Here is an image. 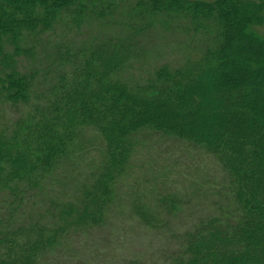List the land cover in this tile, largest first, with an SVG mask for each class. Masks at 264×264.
Here are the masks:
<instances>
[{"label": "trees", "instance_id": "1", "mask_svg": "<svg viewBox=\"0 0 264 264\" xmlns=\"http://www.w3.org/2000/svg\"><path fill=\"white\" fill-rule=\"evenodd\" d=\"M157 139L221 179L161 189ZM128 219L160 264H264V0H0V264H117Z\"/></svg>", "mask_w": 264, "mask_h": 264}, {"label": "rangeland", "instance_id": "2", "mask_svg": "<svg viewBox=\"0 0 264 264\" xmlns=\"http://www.w3.org/2000/svg\"><path fill=\"white\" fill-rule=\"evenodd\" d=\"M194 55L196 56L197 54L194 53ZM182 57L183 55L181 53L178 54L174 51V49H171L170 47H168V49L164 51V56L161 59H164V58L171 59L173 60V62H175L181 59ZM157 141L158 142L155 144V147L151 149V152L150 153L147 152L146 154H144V155H147V154L155 153L154 154L155 156L152 157L153 164H155V160L160 163L169 160L176 151H178L179 153V160L177 163H173L169 161V164H174L172 167H170V169L162 170L161 167L157 166L159 170H158L157 176L154 177L156 179L153 180V183L160 184L161 189H164L165 186H163V184H161L162 181L160 182L159 180H162L163 178H166L167 180H169V176L166 175L167 173L171 176V179L173 178V176H175V181L178 183L177 188L179 189V190H176V192H179V191L185 192L187 189H189L192 183L194 182V178H193L194 172L195 171L201 172L203 168H205V170L202 176H206V180L207 179L213 180V178H216V177L221 179V176L219 175V173L215 172L216 169L214 168L215 166L213 164L211 166H207L208 160H209L207 157L201 156L202 158L201 159L198 156L195 159L190 153L188 154V152L186 151V146H184L185 155L182 160V153L180 152V149L183 150L182 143L169 142L165 139H157ZM94 152L96 153L97 156H99L98 151H94ZM91 158H96L94 153H91ZM195 164H198V166L200 167H197ZM142 170L140 169V162L136 163L135 167L132 170L131 176H129L128 179L132 181L136 176H140V171ZM154 175H156V173L154 174L152 173L151 176L153 177ZM198 177L201 178V175H198ZM166 179H165V182H166ZM123 182L128 184L129 181L124 180ZM164 184H166L165 190H170L167 188H170L171 185L167 183H164ZM120 189H121L122 195H124L129 190V187L123 185V186H120ZM194 192L197 194H202V190H199V191L196 190ZM204 206L205 205H200V208H203ZM130 220L131 219H128L127 221H124V222H127V225L130 224L132 226H136L133 219L131 221ZM113 221L119 222L117 218H113ZM135 235L137 236L134 240H129L125 242L124 245H122L121 239L118 241L117 250L122 249V251L119 254H109L110 256H108L107 254H104L103 258L105 260L110 259L113 262L117 261V264H136L138 262H140L139 264H160L156 262L155 257H157V253L159 254V250L161 248L166 247L168 249V241L165 242L164 240L160 239L158 235H156V232H152L151 230H146V229L141 230L137 226H136ZM104 236L105 234H101V235L98 234L95 237V241L101 242V244L98 243L99 248H102L105 253L117 252L116 249L112 248L111 246L109 247V244L112 241H109V240L105 241ZM84 249L85 247L82 248V250Z\"/></svg>", "mask_w": 264, "mask_h": 264}]
</instances>
